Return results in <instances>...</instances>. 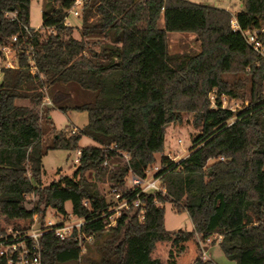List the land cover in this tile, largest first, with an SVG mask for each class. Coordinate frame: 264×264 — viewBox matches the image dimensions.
I'll list each match as a JSON object with an SVG mask.
<instances>
[{
  "label": "trees",
  "instance_id": "1",
  "mask_svg": "<svg viewBox=\"0 0 264 264\" xmlns=\"http://www.w3.org/2000/svg\"><path fill=\"white\" fill-rule=\"evenodd\" d=\"M74 1L42 0L43 32L29 27L31 0H0V48L16 50L15 64L0 68V243L12 241L9 226L20 231V221L43 219L49 208L66 216L70 201L83 223L64 238L43 231L40 264H163L154 256L160 242L170 246L166 264H176L173 247L181 254L188 241L211 237L235 264H264V0H244L235 14L189 0H81L80 38L65 24ZM247 29H263V54L245 40ZM167 32L194 34L199 49L169 52ZM98 35L107 39L88 45ZM69 82L95 91L92 102L72 107L87 121L69 134L55 128L44 148L43 121L51 122L54 108L67 111L69 94L58 86ZM223 95L246 104L223 108ZM183 113L201 133L182 159L161 155L155 176L163 191L136 196L125 176H145L164 150L166 127ZM83 135L98 145L80 147ZM48 149L80 156L71 176L43 185ZM124 153L123 164L104 165ZM106 176L140 202L111 225L102 216L111 214L110 201L97 183ZM166 202L187 213L191 231H166ZM196 249L189 264H216ZM0 264H8L3 255Z\"/></svg>",
  "mask_w": 264,
  "mask_h": 264
},
{
  "label": "rangeland",
  "instance_id": "2",
  "mask_svg": "<svg viewBox=\"0 0 264 264\" xmlns=\"http://www.w3.org/2000/svg\"><path fill=\"white\" fill-rule=\"evenodd\" d=\"M191 2L199 3V4H207L215 7L224 8L230 11L232 14L243 9V1L244 0H189ZM81 5V4H79ZM78 5V6H79ZM80 12L79 16H74L72 13H68L65 24L71 25L75 27L74 36L80 38L79 26L81 23V8H77ZM233 21V20H232ZM234 22H231V24ZM42 0H31L30 4V14H29V27L33 29L42 30ZM44 32V31H43ZM168 37V45L169 52H194L199 49V44L195 39L194 34L187 32H167ZM107 38L103 35L92 36L86 39L88 45L93 46L95 48L98 45L105 41ZM16 50L11 47L0 48V68L15 64L16 58ZM58 89L67 92L69 97L62 103L64 106L68 107L66 112L59 110L58 108H54L50 112V123H45L43 121L45 131L43 135V145L44 148H47L51 142L52 138L55 136L56 130H63L66 134L72 133L76 130V128L82 127L87 121V115L85 111H76L72 109L73 106L92 102L95 97V91L86 90L80 87L75 82H69L66 84H60ZM48 89H45V95L47 96ZM47 98V97H46ZM17 103H25L24 100H17ZM226 103V104H225ZM224 104L230 106L232 109L236 111L242 107V105L246 104V101L234 100L225 102ZM57 128V129H55ZM201 133V129L199 126L194 125L193 116L190 113H183L181 116V120L179 122L170 124L166 127L165 133V141H164V150L162 153H157L156 163L149 166V175L153 174L154 166L159 167V160L161 155L167 156L174 161H178L183 157L187 156L188 150L192 145V140L197 137ZM98 145L95 141H93L89 136L83 135L79 141V146L84 147L87 145ZM77 150H63V149H48L44 153L42 157V184L48 185L53 180H57L61 175L71 176L73 171L77 166V162L75 161L77 155ZM128 157L125 156V153L122 154V157H112L106 161V166L109 168H113L117 164H123ZM132 173L129 172L125 176V184L130 187V177ZM88 178H92V174H86ZM99 184L104 196L107 201H112L115 197L114 190L115 188L111 186L107 176L104 180H98ZM164 226L166 231L173 232L177 230H185L191 231L192 224L189 216L185 211L176 212L173 205L169 202H166L164 205ZM65 208L67 211L66 216H61L56 214L53 209H48L45 217L40 219L36 217L35 221L31 220H22L19 222L20 228L23 230L29 229V227L39 228L41 225L45 224L46 221H54L56 222L62 218H68L69 224L76 221V216L71 214V202L67 201L65 203ZM117 215V212L114 216ZM64 218V219H65ZM113 222V221H111ZM11 230L9 226L7 228V233ZM218 239L206 240L205 242H197V245L194 241H188L185 245V250L179 254L176 253V247H173V253L175 257H177V262L179 264H189L195 254L197 253V246L202 251L203 258L212 259L216 264H235L233 260H229L224 253L219 248L217 241ZM169 244L167 242H160L157 244L156 249L154 251V256H159L162 259L163 264L167 263L168 255L167 250L169 248ZM67 264H75L73 262Z\"/></svg>",
  "mask_w": 264,
  "mask_h": 264
},
{
  "label": "built area",
  "instance_id": "3",
  "mask_svg": "<svg viewBox=\"0 0 264 264\" xmlns=\"http://www.w3.org/2000/svg\"><path fill=\"white\" fill-rule=\"evenodd\" d=\"M81 0H75L71 8L68 10V13H72L74 16H79L80 12L77 8H81ZM79 5V6H78ZM68 15V14H67ZM231 25L233 29H238V26L236 22L233 20ZM263 29H247L242 31L241 33L244 36L247 43L257 52L263 54V50L261 48V44L258 41V34L261 33ZM13 39L15 40L16 37L13 36ZM210 100L212 105L214 104V97L210 96ZM45 101L49 102L47 98H45ZM232 101V104L234 103V99L229 98L225 95L222 96L221 99V107L228 108L232 111L235 109H232L230 106L225 105V102ZM225 103V104H224ZM76 159L77 162L79 156H80V150L76 151ZM127 157V155L125 154ZM222 159V157H220ZM173 160V159H172ZM104 164H106V160L104 161ZM159 167L154 166V170L152 175H149L148 172L149 169L145 170V176L140 177L132 173L130 177V188L132 189H138L139 192L136 193V196H138L141 192H147L151 190H162L159 185V177H156L155 174L157 173ZM163 191V190H162ZM114 192V199L110 201V215H102L104 216V221L107 223V225H111L114 223L115 218L120 214L121 209H127L131 205L134 206H140V202L137 198L134 200H130V198L122 196L119 192ZM117 212V215L115 213ZM143 209L140 210V218L142 217ZM36 215H34L32 218H28V220L35 221ZM65 218V217H64ZM59 219L56 222L54 221H46L45 224L41 225L39 228H33L29 227L27 230H20V231H9L7 234H10L12 236V241L10 243H0V256H5L7 258L8 264H40V249L38 245V237L43 233V231L50 229L52 230L55 235H57L60 238H64L68 236L69 234H72L73 228H79L80 225L83 223L82 218H76V221L69 224L70 222L65 218ZM26 220V219H25ZM113 221V222H111ZM23 236H19V235ZM19 237V239H18ZM24 238H28L31 242V245L28 246L25 242Z\"/></svg>",
  "mask_w": 264,
  "mask_h": 264
},
{
  "label": "crops",
  "instance_id": "4",
  "mask_svg": "<svg viewBox=\"0 0 264 264\" xmlns=\"http://www.w3.org/2000/svg\"><path fill=\"white\" fill-rule=\"evenodd\" d=\"M9 66H12V65L9 64ZM1 78H2V73H1V70H0V81H1ZM176 264H179V263L177 262V257H176Z\"/></svg>",
  "mask_w": 264,
  "mask_h": 264
}]
</instances>
